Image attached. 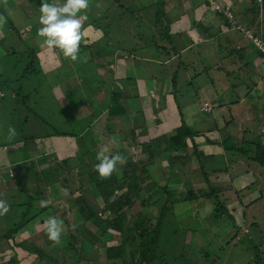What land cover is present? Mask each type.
<instances>
[{"label":"trees","instance_id":"trees-1","mask_svg":"<svg viewBox=\"0 0 264 264\" xmlns=\"http://www.w3.org/2000/svg\"><path fill=\"white\" fill-rule=\"evenodd\" d=\"M98 1L100 2V0H89L88 8L84 12L78 13V15L86 14L88 17L87 21L83 22L82 31L84 35L80 42L79 55L83 54L85 50L92 55H98L103 49L100 45H97V42L99 38H103L110 44L112 49V53L108 55L109 59L107 61L109 63L116 61L118 63H125L126 56H123L124 53L132 59L130 69L135 67L133 63L136 59L144 61V59L154 58L153 60L159 61V59L168 58L169 50L158 46L155 43V37L151 33H148V37L142 38L141 35L144 36V32L133 31L128 38H114L111 35L112 30L109 28L111 27L112 29L115 20L125 19L134 24L136 23L135 27H141L139 24L140 17L138 13L133 14L129 8L124 7L123 3H120L119 0H109V2L108 0H104L107 3L106 5H99L100 9H94L93 3L97 4ZM198 1L207 5L205 0ZM150 4L147 7H142L136 2L139 11L142 8L146 9L154 6V11L151 13L152 23L155 26L156 32L161 35L160 40L171 45L170 53L174 55L176 54V49L172 46L171 32L169 31L171 20L167 17V5H165L164 0H152ZM215 14L222 18L225 27L229 30L225 15L222 13ZM232 14L234 15L233 11ZM107 16L109 20L105 22L104 20ZM7 20V30L13 31L18 35V30L8 18ZM157 26L160 27L159 30H157ZM120 31H122V28ZM136 38L143 41L147 39L148 42L139 46L133 41ZM153 38L154 41L152 40ZM129 43L131 45L129 47L126 46ZM25 46L23 51L17 53L23 56L21 66L17 67L20 69L18 73L19 77L14 80L3 81L0 84V90L5 95L7 94L0 97V108L5 112L4 115L2 114V117L5 116L4 120H7V123L11 124L10 127H14L17 131V139H13L14 141L6 139L1 143L0 148L19 143L21 146L18 148V151L22 154L20 163L12 166L18 175H20L17 179L18 184L12 187L11 193L7 191L4 196L11 207L6 215L0 216V241L8 247L6 253L0 254V264H18L21 260L19 254L23 257L33 255L44 259L46 263L59 264L54 257L49 255V252L43 253L42 248H37L34 241L42 239L45 240L46 246L53 245L48 239L43 224L50 216L63 220L62 215L56 214V211H59V209H52L51 206L40 207L39 201L44 200L43 183L52 180L61 186L60 181L70 182V175L73 169L70 168V163L75 159L78 166L79 162L82 164L81 172L84 171L87 174V178L93 186V194L97 198L96 204L99 209L96 210L82 196L73 197L75 201V213L80 223L72 228V232L65 231L61 235V242H64L65 246L61 249L60 256L64 264L80 263V255L78 256L76 247L81 248L86 243L80 232L83 227L95 232L93 233V237L97 236L98 246H106L105 253L107 257L112 256L116 258L115 261L108 264H157L160 235L165 231V227L167 228V226L174 224L173 215L176 204L210 200L214 205L213 219L224 220L232 228L233 235L239 232V226L236 224L233 215L223 202L220 201V199L226 200V198L219 195L222 191L213 183L214 180L221 177L222 173L226 172L225 165L220 163L218 167H213L212 169L206 167V165L209 167L214 166L215 156L222 154L219 149L221 148L228 159L232 155H235L236 158L242 157L245 161L264 166V149L258 145L257 135L244 136L237 142L233 137L222 132L223 134L219 141L215 137L206 136L205 132L194 130L195 127L189 126L186 122L181 107L176 100L178 92L176 86L177 73L173 72L169 81L170 91L167 94V98L159 97L154 106L152 105L153 103L150 104V102L154 101V98L148 97L147 99L149 101L147 108L154 114H157L158 110L161 109H165L168 114L164 120L159 118L152 120V130L155 132L154 136L148 138L145 133H136L131 126L127 131H119L120 140L124 142L125 148L138 150L139 154H141L139 156L146 158L147 164H153L155 160L161 159L163 165L167 166L165 169L163 168L166 177L169 175L168 169H172V167H175V172L183 173H187L188 169H195L194 171H196L198 180H200L198 183L196 181L195 184H202V186L192 189V182H187L181 178V181H179L181 190L176 195H174V191L168 188L169 185L167 184L161 187V189L153 191L152 188H156L153 182L145 183L150 177L144 165H138L136 161L130 159V156L126 157L125 164H118L117 170L109 178H100L99 174L94 170V166L99 163L96 155L101 146L97 145L93 133L94 129L102 127V124L100 121H97L93 127H89V125L98 119V116L104 111L106 112L105 117L113 115L125 118L124 109L119 102L122 97H126L125 92L120 91L117 87H104L101 92L104 94L107 91V95H104V99L95 100L96 98H94L95 101H91L90 121H88L87 125L85 121L83 124V120L77 119L72 115L71 107L78 106V103L73 99L75 95L67 79H65L59 69V65L48 73H44L40 65H38L39 55L28 45ZM11 53L16 54L14 51H11ZM56 58L60 63L64 61L61 56ZM18 62L16 65L19 64ZM136 67L133 76L125 77L126 73H129L127 71L125 75L120 76V79L116 81L121 82L125 86L127 83H135L134 79L137 76L147 78V75L143 72L144 69H139L142 68L141 64L136 65ZM201 75L202 73L199 74V76ZM31 78L35 79V81L39 79L41 84L47 80H51V88H48L46 91L50 93L47 96L48 100H45V92L36 93L35 91L33 92L36 96L35 99L29 100L31 92L25 91L23 88ZM53 78H56V82ZM16 82L17 84H15ZM57 85L62 86L66 99V104L64 105H60L59 101L50 92ZM36 86L40 87L37 84ZM128 94L131 95L130 92ZM203 96L207 97L206 95ZM98 105L100 109L97 108ZM197 107L199 106L197 105ZM212 109L213 107L211 106V110L208 113H204L199 108V112L211 117ZM12 117L14 120L11 119ZM64 124H67V127H69L67 131H64ZM97 138H100V134L97 135ZM42 139L51 140V142H56L57 140L63 141L61 146L55 148L59 153V158H55L54 156L48 166H43L45 162L47 163V159L43 161V157L41 158L42 160H31L35 152L34 149L30 148L31 140L37 141ZM105 142L107 144L108 141ZM204 143L213 145L214 149L208 150V152L203 151L202 144ZM243 144H246L245 148L242 147ZM97 146L100 147L96 148ZM74 149L76 151V155H74L77 156L76 158L73 156ZM110 155H113L112 151H110ZM56 160L58 164H55ZM233 162L231 164L235 163ZM28 170L32 172L34 181L37 183L35 191H29L24 188V179ZM0 172L8 177V173L4 169H0ZM3 187L4 185L0 184V189ZM160 200H162V203H159ZM255 201L257 199L245 204V207ZM145 210L148 212H145ZM63 222L65 223L64 220ZM35 223L41 225L38 236L23 237L25 232L31 229ZM127 223L130 226L126 231L123 226L128 225ZM249 235V233L242 235V238L237 240L239 242L246 238L248 241L249 246L246 248L253 253L252 261H248V264H264L263 252L252 241V238L248 237ZM17 236L20 237V240L16 238ZM233 238L234 236L230 240ZM229 242L227 241L226 244ZM167 251L168 253L165 255V257H168L167 260L178 261L179 258L186 255L176 249L174 251L167 249ZM175 251L177 253H174ZM206 255L205 253L203 256H200L204 258ZM210 263L223 264L222 261L214 260L210 261Z\"/></svg>","mask_w":264,"mask_h":264},{"label":"rangeland","instance_id":"rangeland-1","mask_svg":"<svg viewBox=\"0 0 264 264\" xmlns=\"http://www.w3.org/2000/svg\"><path fill=\"white\" fill-rule=\"evenodd\" d=\"M217 1L221 2V0ZM48 2H55L62 5L65 0H48ZM119 2L123 3L124 7L126 6L127 8H129V10L133 12V14L138 13V16L140 17L139 24L141 25V27H135L136 23L134 24L133 22L126 21L125 19L115 20L114 26H112L111 23L112 29L111 27L109 28L110 30H112L111 35L114 38H128L130 34L133 33V31L144 32L145 37L141 35L142 38L148 37L151 33L155 37V43L158 46L165 47L169 50L168 58H162V60L159 59L158 62H156L157 60L153 61L154 58L150 59L151 61H149V59H144V61L136 59L134 61L133 66L141 64L142 69H144L143 72L148 73L150 71V75H147V79L144 77H137L136 85H134L133 88H130L131 90H128V92H132V95H136L134 96V99H130L131 103L128 101L126 103L125 101L123 102L124 106L129 109L128 111H130V113H138L136 112V110L140 109V101L142 105L148 103V97H152L153 95L157 96L156 93L166 97V94L170 91V77L176 67L180 70L177 74V91H181V94L189 92V94L185 96L186 99L185 97L180 96L185 101L190 99L187 104L185 103L186 105L190 106L191 101H196V104L198 105L197 101L199 100V98H206L203 95H206L207 98H209V95H207V92L209 91V79H216V81L220 82L222 85L223 82L217 80V78H219L221 75L217 76L215 74L216 70H213L211 68L216 63V61H214L215 59L209 54L205 55V51L212 45L210 43H206V41L202 40L200 36L196 40L195 38H193V35L191 36L190 34L191 29H193L191 27L192 23H196L197 21L202 22V17L200 15H195V13H191L189 10V4L191 3V0H171L172 5H168L167 7V17H169V19L171 20V40L173 45L177 48L178 54L180 53L181 55L179 61H181L182 66L184 64L187 70L185 73L182 72V66H178V64H176L178 58L170 53L171 45L167 42H164L163 40H160L161 35L158 34L155 30V26L152 23L151 16V13H153L154 11V6L152 8H142L141 11H139L138 7L136 6L137 2L140 6L147 7L151 5L150 3L152 2V0H132L130 2L129 0H119ZM41 3L42 0H0V15L4 16L5 18L7 17L19 32V34L17 35L13 31L7 30V18V22L2 27H0V84L3 81L5 82L6 80H14L19 77L18 73L20 69H18L17 67L21 66V60L23 56L17 53L23 51V49L26 47L25 45H28L31 49L34 50L37 55H39L38 65H40V68L44 73H48L50 70L56 68L59 65L58 67L63 73L65 79H67L73 91V94H77V96H74L73 99H76V101H82L78 104V106L71 107L72 115L76 118H81V120H83L82 123L85 121V124L87 125L88 121H90L89 116L91 113V101L94 102L95 100L104 99V97L107 95V91L104 92V94H102V92L99 93L104 87H117L120 91H125L123 84L116 80L120 79V76L125 75L124 73L130 70L132 59L130 58V56L124 53L123 56H126L125 63H118L117 61L109 63L107 61L109 59L108 55L112 53V49L110 44H108L103 38H99L97 42V45H100L103 49L98 53V55H92L90 52L85 50L83 54L79 55V58L76 62L65 58L62 50L59 48L49 50L44 45V38L37 35L38 29L42 27V25L39 23V17L41 14L39 7L41 6ZM104 4H107L106 2H104V0H100V2L98 1L97 4L93 3L94 9H100L99 5L103 6ZM112 6L114 8L113 4ZM234 7L235 6L232 4L231 9H234ZM208 10L212 11V8L209 7ZM197 14H199V12ZM108 20V16L105 17L104 21L108 22ZM215 21H218V19H215ZM121 28L122 31H120ZM159 29L160 27L157 26V30ZM175 29L176 31H174ZM152 40L154 41V38ZM133 41L139 46H142L143 44L148 42L147 39L143 41L137 38ZM130 45L131 44L129 43L126 46L129 47ZM214 45L215 44H213V46ZM196 48L201 50V52L203 51L202 53L206 58L205 62L202 60L200 63L198 62L195 65L197 66V70H199V73H196L198 75L202 73V75L201 77L199 76L197 80L192 81L191 78L193 71H191V66L193 65V60L195 59V57L192 56V54L185 57L184 55H182V53L186 51L193 52ZM11 51H14L16 54H12ZM59 56L63 57L64 61L62 63H60L56 58ZM167 59L168 62H165V60ZM17 61H19L18 65H16ZM128 74L129 76H133V73L131 71ZM156 74L159 76L158 79ZM222 79H224V77H222ZM53 80H55L56 82V78H53ZM50 82L51 80H47L43 84H41L39 79H36L35 81V79L31 78L29 79V82L24 85L23 90L31 92L29 100L35 99L36 96L33 93L34 91L36 93L45 92V100H48L47 96L50 93L46 91L48 90V88H51ZM15 84H17V82ZM36 84L40 85V87L36 86ZM48 85L49 87H47ZM190 85H192V87L189 88ZM194 87L199 88L197 99L195 96L196 92L193 93L192 91ZM244 89L245 86H238L234 89L235 91L233 93L237 92L240 96H243V94L245 93L243 91H246ZM50 92L59 101L60 105L66 104V99L61 85L55 86L51 89ZM227 93L229 94L228 91ZM3 95H5V93L0 90V97ZM7 98L9 99V97ZM94 98L96 99L94 100ZM122 99H120V103H122ZM132 103H134L133 106ZM97 108L100 109L99 105L97 106ZM141 111L142 113L145 111V116H142L141 122L143 124H147V126L145 127H143V125L140 123V120H137V122L135 121V123L131 124V122L128 121L127 123V120L123 121L119 117L113 115L108 117L106 116V118L104 117L103 119V114L105 113L101 115L102 117L100 118V120L97 119L94 122L90 123L89 127H93L94 123H97V121H100V123L102 124V127L100 126L99 128H96V130L94 129L93 133V137L95 138L97 145H108L113 155L120 154L122 156L125 155L124 157L130 156V159L136 161L138 165H144L150 177L148 180H146L145 183L152 181L156 186V188H152L153 191H155V189H161V187H164L167 184L169 185L168 188L174 191V195H176V193L181 190V185H179V181H181V178H183V180L187 182H192V189H196L198 186L201 187L202 184H195L196 181L197 183L200 181L198 180L196 171H194L195 169L193 170L192 168H187V173H183L175 172V167H172V169H168L169 175L168 177H166V175L164 174V169L167 166L163 165L161 159L155 160L153 164H147L146 158L140 157L139 155L141 154H139L140 152H138V150L132 148L127 149L124 147V142L120 140L119 131H127L132 126V128L136 132L139 128L143 127L144 129L142 130V132H144L148 136V138H151L155 134L154 130H152V120L158 118L159 115H162L163 119H165L164 116L168 115L167 111L164 109L163 111L159 110L158 115H153V113L147 111V109H141ZM2 114L4 115L5 112L0 108V145L6 140L8 128L11 126L9 122L7 123V120H4L5 116L2 117ZM11 119L14 120L13 117ZM199 119L202 120L201 114L195 112L194 120L191 121H197ZM191 121L187 120V123L191 125ZM104 124H106L105 129L103 128ZM192 127H195L194 130L197 131H205L207 129L213 130L212 123L202 126L198 124L197 126H194V124H192ZM63 128L65 129L64 131H67L69 129V127H67V124H64ZM136 133H139V131H137ZM99 134L100 138H97V135ZM101 135L105 136L102 137ZM14 139H17V136ZM105 141H108L107 144ZM61 144H63V141L59 140H57L56 142H51V140L47 141L46 139L37 141L31 140L30 148L35 150L31 160H42L41 158L43 157V161L47 159V163L45 162L46 164L44 163L43 166H48L54 156L55 158H59V153L55 148L61 146ZM20 146L21 145L17 143L6 145L0 148V169H4L8 173L7 177L2 172H0V184L4 185V187L0 189V199L5 200V193L7 191L8 193H11L12 187L17 186L18 184L17 179L18 177H20V175H18L17 171H15L12 166L19 164L22 159V154L18 151V148ZM99 147L97 146L96 148ZM242 147L245 148L246 144H243ZM74 155H76L75 149L73 151V156ZM221 155L225 159V162H227V164L224 165L225 169H227L229 172V175L227 174L228 177L238 175V172L242 173L243 171H246L245 173L247 175V180L244 183L239 180L233 181L232 186L235 187L236 185L235 188L237 189V192H239V194L235 192V194L233 193L232 195H226L224 191L220 192L219 194L222 197L224 196V198H226V200L220 199V201L223 202V204L233 215L236 224L239 226V232L236 235H233V230L229 226V224H227L224 220L213 219L214 205L210 200H198L197 202L176 204L174 206L173 215L174 224L167 226V228L165 227V231H163L160 235L159 257L157 264H211L210 261L212 260L222 261L223 264H248V261H252L253 258V253L246 248L249 246L248 241L246 240V238H244L243 240L237 242V240L242 238V235L248 233L250 234L248 237L252 238V241L255 242L258 247H260L261 251L263 252L262 256L264 259V217L258 215L257 202L254 203V205L250 206L251 208H249V204L247 208L245 207V204L249 203V200L251 198L255 199L254 196H257V187L255 188V186H257V171L254 169L255 163H248L244 159H242V157H235L234 160L236 163H233L237 166L236 168H233V166L229 163L230 160L227 158V155H225V153ZM76 157L77 156H74V158ZM75 160H72V162L70 163V168H73L70 175V182H62L57 179L58 181H60L61 186L59 185V183H54L52 180L50 182L43 183L44 200H51L49 206H51L52 209H59V211H56V214H61L62 219L65 221L64 232H72V228L80 223V220L75 213V201L73 197L82 196L88 201L89 204L94 206L96 210L99 209L98 205L96 204L97 198L94 197L93 194V186L89 182L87 174L84 171L81 172L82 164L79 162L78 166L77 161ZM55 164H58L57 160L55 161ZM37 169L39 168L37 167ZM118 174H120V172H118ZM225 181L226 184L229 183L228 179H226ZM36 186L37 183L34 181V176L32 172L28 170L24 179V188L29 191H35ZM247 186H250L251 189H253L249 193H247ZM62 189H67V196L63 194ZM162 200H160L159 203H162ZM243 207L245 208V210L243 209ZM145 212L148 211L145 210ZM261 217L262 220L260 219ZM129 226L130 224L124 225L123 228H125V230L127 231ZM40 228L41 225L35 223V225L32 226L31 229L25 232L23 237H37ZM80 232L82 233V236L86 243L83 244L81 248L76 247L78 256L80 255V263L78 264H108L116 260V258H113L112 256L107 257L105 253L106 246L97 245V236L93 237V233L95 232H93L89 228L85 229L84 227ZM233 236L234 238L230 240ZM16 238L20 240V237L17 236ZM44 241L45 240L42 239H36L34 242L37 248H42L43 253L49 252V255L54 257V259L57 260L59 264H64L62 261V257L60 256V251L65 246L64 242H61L59 245L53 244L50 246H46ZM227 241L230 242L226 244ZM1 249H3L2 241H0V251ZM167 249H171L173 251L176 249L177 251H181L186 255H183V257L179 258L178 261H174L172 259L167 260L168 257H165L166 253H168ZM174 253L177 252L175 251ZM205 253L207 255L202 258L201 256H203V254ZM162 254H164V256H162ZM19 256H21L19 258H23L21 254H19ZM36 258L41 261H38ZM31 261L33 262V264H53L50 262L46 263L44 259H40L37 256H26L21 264H32Z\"/></svg>","mask_w":264,"mask_h":264},{"label":"crops","instance_id":"crops-1","mask_svg":"<svg viewBox=\"0 0 264 264\" xmlns=\"http://www.w3.org/2000/svg\"><path fill=\"white\" fill-rule=\"evenodd\" d=\"M230 1H231V5L233 4L235 6L234 9H232V11L235 15L234 17H235L236 22L239 23L242 27L252 30L257 37H259L260 39L264 41V0H262L260 3H257V0H233V3H232V0ZM192 2L189 4L190 12L195 13V15H200L202 17V22H198V21L196 23L193 22L191 26L193 29H191L190 34L191 36L193 35V38H195L196 40L200 36L202 40H205L206 43H210L212 45L211 47H209V49L205 51V55L209 54L215 59L214 61H216V63L214 62L215 65L212 68L213 70H216L215 74L217 76L221 75L219 78H217V80L223 83L221 85V83L216 81V79H213V78L212 80L209 79V82H210L209 91L207 92V95H209V98L206 97V98L201 99V100L207 101L213 107L212 109L213 112L211 114V117H208L207 115H203L199 112L200 98L197 101L198 106H199L198 108H197L196 101L190 102L192 106L186 105L190 99L185 101L182 97L187 96L189 92L181 94V91L179 92L178 90L176 94V100L179 103V106L181 107L182 114L185 117L186 122L187 120L189 121L194 120L195 112L198 114H201L202 120L199 119L197 121H191V125L189 126H192V124H194V126H197V124L202 126L205 124L212 123L213 130L207 129L205 131H201V132H205L206 136L215 137L216 139L220 141L222 134L226 133L228 136L233 137L235 141L239 142L244 136L257 135L258 137L257 143L259 146H261L264 149V135H261L259 133V126L264 117V55L259 53L249 41L245 40L242 34L236 31L228 30L225 27L222 21V18L219 15H216L211 10H208L209 7H207V5H204L202 2L198 0H194ZM164 3L165 5H167V7L168 5L169 6L172 5L171 0H168V1L164 0ZM200 7H203V8H200ZM201 9L206 10V11H202ZM198 12L199 14H197ZM215 19H218V21H215ZM169 31L171 32L170 28H169ZM174 31H176V29ZM213 44L215 45L213 46ZM172 46H174L173 43H172ZM175 49H176V54H174V56L178 58V61L176 64H178V66H182L181 61H179V58L181 55L180 53L178 54L176 47ZM202 52L201 50L196 48L193 52L186 51L182 53V55H184L185 57L190 54H192V56L195 57V59L193 60V65L191 66V71H193L192 78H191L192 81L197 80L199 77V75L196 73L199 70H197V66L195 65L198 62L200 63L202 60L205 62L206 57L204 56ZM149 61L151 60L149 59ZM165 62H168V60H165ZM135 67L131 68L130 70L128 69L129 72L131 71L133 73L134 71H136L134 70ZM179 71L180 70L177 67L174 70V72H176L177 74ZM186 71L187 70L183 64L182 72L185 73ZM126 74L127 75L125 77H128L129 74L128 73ZM145 74L148 75L147 73ZM137 77H135L134 79L135 83L133 84L127 83L124 86L125 88L124 92L126 94V97H122L123 99L121 98L122 103H120V105L124 109L126 117L124 118V117L116 116L122 119L123 121L127 120V123L128 121L131 122V124L135 123V121L137 122V120H140V123L142 122V116L143 115L145 116V113H144L145 111L142 113L143 110L141 111V109H147V111L152 112L151 110L147 108L149 104L145 103L142 105L140 99H139L140 109L136 110V112L138 113H135V112L130 113V111H128L129 109H127V107L124 106L123 104L124 101L125 103L127 101L130 102V99H134V96H136V95H132L131 91H129L131 94L129 95L128 90L130 88H133L134 85H136ZM222 77H224V79H222ZM158 78L159 76L157 75V79ZM238 86L239 87L245 86L244 90L246 91H243L245 92L243 96H240L237 92L233 93L235 91L234 89ZM190 87H192V85H190L189 88ZM198 89L199 88L197 87H194L192 89L193 93L196 92L195 93L196 99H197V95L199 91ZM227 91L229 92V94L227 93ZM156 94L158 97L156 95H153L152 97L154 98V101L150 102V104L153 103L152 104L153 106L159 97L161 96L165 97L161 94H158V93ZM167 94L165 98H167ZM75 96H77V94H75ZM81 102H82L81 100H77L78 104ZM168 104H169V101H168ZM133 105L134 103H132V106ZM161 110L163 111V109ZM103 113L106 114L105 111L102 112L98 116L99 120L102 117L101 115ZM105 114H103V119L105 117L104 116ZM158 114H159V110L157 112V115ZM166 117L167 115H165V119ZM158 118L161 120H164L162 115L161 116L159 115ZM77 119H81V118H77ZM141 124L143 125V127L147 126V124H143V123ZM143 127L141 128L138 127L139 129L137 128L138 130L137 129L136 130L139 132H142V130L144 129ZM105 128H106V124H104V129ZM211 149H214L213 145H209L207 143L202 144L203 151L208 152V150H211ZM219 149H220V152H222L223 154L224 153L223 150L221 148ZM217 156H220V157H217ZM235 157H236L235 155H232L231 158L233 160L230 158L231 161L229 162L230 165L233 166V168H236L237 166L236 164H231L232 161L235 162L234 160ZM214 162H215L214 166L209 167L208 165H206V167L212 169L213 167H218L220 163L227 164V162H225V159L223 158L221 154H218L215 156ZM254 169L257 171V186H255V188L257 187V196H254V198L257 199V201L250 203L249 208H251L250 206L254 205V203L257 202L258 215H261L262 217H264V166H261L259 164H254ZM245 172L246 171H243L242 173L238 172V175H233L232 177H228L227 174L229 175V172L226 169V172L224 174L222 173L221 177H218V179L214 180L213 183L219 190L224 191L226 195L227 194L232 195L233 193L235 194V192L239 194V192H237V189L235 188L236 185L235 187L232 186L233 181L239 180L242 183L246 182L247 175ZM226 179H228V182H229L227 184L225 183ZM247 188H248L247 193L253 190L251 189L250 186H247ZM253 200L254 199L251 198L249 201H253ZM243 209L245 210L244 207ZM262 217L260 218L261 220H262ZM7 251H8V247L3 244V249H1L0 254L6 253ZM30 256L33 257V255H30ZM25 258L26 256L23 257L18 264H21V262Z\"/></svg>","mask_w":264,"mask_h":264},{"label":"clouds","instance_id":"clouds-1","mask_svg":"<svg viewBox=\"0 0 264 264\" xmlns=\"http://www.w3.org/2000/svg\"><path fill=\"white\" fill-rule=\"evenodd\" d=\"M88 5L89 0H65L62 5L42 0L39 7L41 13L39 23L42 27L38 29L37 35L44 38V45L49 50L59 48L65 58H70L73 62L78 60L79 46L84 35L83 22L88 19L86 14L78 15V13L84 12ZM6 22V18L0 15V27ZM254 42L259 46V41L254 40ZM16 136V129L9 127L6 139L12 141ZM110 151V147L104 145L100 147L96 155L99 163L94 166V170L103 179L109 178L117 170L118 164L126 163V157L120 154L110 155ZM62 192L65 196L68 195L67 189H62ZM50 203L51 200L39 201L42 208L48 207ZM10 207L6 200L0 199V216L6 215ZM43 227L46 229L48 239L54 245H59L65 230L63 220L50 216L44 221Z\"/></svg>","mask_w":264,"mask_h":264},{"label":"built area","instance_id":"built-area-1","mask_svg":"<svg viewBox=\"0 0 264 264\" xmlns=\"http://www.w3.org/2000/svg\"><path fill=\"white\" fill-rule=\"evenodd\" d=\"M207 5L212 8V11L215 13H222L225 15L228 23L229 30H235L240 32L243 37L249 41L260 53L264 54V41L257 37L254 32L250 29H247L245 27H242L241 25L237 24V22L234 19V15L231 11V4L230 0H205ZM258 3L261 2V0H257ZM254 40L259 41V46L257 43L254 42ZM200 110L204 113H208L211 110V105L205 101L200 99ZM259 133L261 135H264V117L262 122L260 123L259 127Z\"/></svg>","mask_w":264,"mask_h":264}]
</instances>
